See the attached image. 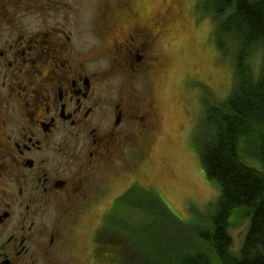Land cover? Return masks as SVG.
<instances>
[{"label":"flooded vegetation","instance_id":"af4514ba","mask_svg":"<svg viewBox=\"0 0 264 264\" xmlns=\"http://www.w3.org/2000/svg\"><path fill=\"white\" fill-rule=\"evenodd\" d=\"M171 6L141 17L132 0L106 3L88 39L63 0H0V264H78L77 229L103 184L129 179L159 133L151 90L181 15ZM130 189L100 211L93 252Z\"/></svg>","mask_w":264,"mask_h":264},{"label":"trees","instance_id":"16d2710c","mask_svg":"<svg viewBox=\"0 0 264 264\" xmlns=\"http://www.w3.org/2000/svg\"><path fill=\"white\" fill-rule=\"evenodd\" d=\"M196 6L211 17L223 55L234 48L230 95L205 99L195 137L202 167L220 188L215 210L201 222L184 221L156 193L141 201L135 186L95 239L94 256L106 264H264V0H197ZM257 52L262 65L255 76ZM134 212L152 220L137 224ZM247 221L235 251L231 230Z\"/></svg>","mask_w":264,"mask_h":264},{"label":"rangeland","instance_id":"374dc122","mask_svg":"<svg viewBox=\"0 0 264 264\" xmlns=\"http://www.w3.org/2000/svg\"><path fill=\"white\" fill-rule=\"evenodd\" d=\"M63 1L69 3L66 12L73 23L81 31L86 30L82 33L83 37L92 39L88 32L90 22H98L103 5L115 4L119 0ZM196 4L197 0H132L133 8L141 17L163 11L166 5L181 11L178 24L160 45L164 65L154 76L151 90L163 117L159 133L146 146L148 155L144 152L139 154V167L128 163L125 171L130 175L129 179H113L109 184H103L107 197L81 221L76 233L78 246L73 249L78 264L105 263L94 261V252L87 240L99 223L100 211L110 205L113 207L118 194L113 195L130 189L132 178H137L134 184L141 188V201L151 196L149 192L156 193L184 221L201 222V216L215 210L220 188L216 180L207 177L202 167L195 137L198 125L205 116L204 100L223 102L230 95L234 80V48H230V55H223L216 45L211 17L198 9ZM59 16L63 17L60 13ZM261 62L262 52H257L252 59L255 76L260 74ZM132 220L142 224L152 219L144 217L141 212H134ZM248 224L249 221L231 230L235 251L240 250ZM83 238L86 239L85 244L80 246L79 241Z\"/></svg>","mask_w":264,"mask_h":264},{"label":"snow or ice","instance_id":"6c2138e0","mask_svg":"<svg viewBox=\"0 0 264 264\" xmlns=\"http://www.w3.org/2000/svg\"><path fill=\"white\" fill-rule=\"evenodd\" d=\"M129 195H131V193H129Z\"/></svg>","mask_w":264,"mask_h":264}]
</instances>
